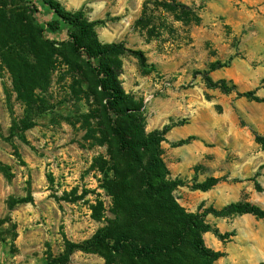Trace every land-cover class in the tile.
Returning <instances> with one entry per match:
<instances>
[{"label": "rangeland", "instance_id": "374dc122", "mask_svg": "<svg viewBox=\"0 0 264 264\" xmlns=\"http://www.w3.org/2000/svg\"><path fill=\"white\" fill-rule=\"evenodd\" d=\"M23 1L36 4L33 19L56 50L46 85L28 104L17 99L11 75L0 62V264H108L98 253L65 251L66 241L89 239L114 218L113 198L106 190L112 173L107 166L101 171L98 161L108 159L106 147L85 136L96 122L85 118L95 107L89 95L94 82L80 71L79 62L69 64L60 49L69 28L50 31L47 22L54 14L37 0ZM58 1L94 22L101 43L123 47L118 80L141 104L146 132L178 122L173 127L192 133L165 148L161 143L169 178L181 181L173 191L175 200L200 215L239 202L264 209L261 145H250L245 152L209 145L211 151L191 166L190 174H175L174 154L175 148L196 139L193 132H246L254 141L255 134L264 135V103L237 95L254 91L264 98V0ZM216 63L226 66L210 70ZM207 77L235 88L226 93L210 86ZM163 120L160 128L152 129ZM27 123L32 126L25 128ZM208 177L221 180L207 193L193 188ZM22 198L29 201L16 202ZM92 206L100 210V219L93 218ZM203 219L220 235L233 233L223 240L212 231L203 233L206 247L223 253L215 264H230L226 246L232 240L236 244V233L264 227L263 219L250 214L207 213ZM111 264L131 263L117 257Z\"/></svg>", "mask_w": 264, "mask_h": 264}, {"label": "trees", "instance_id": "16d2710c", "mask_svg": "<svg viewBox=\"0 0 264 264\" xmlns=\"http://www.w3.org/2000/svg\"><path fill=\"white\" fill-rule=\"evenodd\" d=\"M37 1L54 14L55 18L47 22L50 31L62 25L69 28L68 41L59 42L68 63L79 62L80 71L93 79L94 91L89 95L95 107L85 118L96 122L85 136L106 147L108 159H98L100 170H106L107 166L112 173L106 190L113 198L114 218L89 239L80 243L66 241V253L74 250L98 253L108 264L114 263L117 257L131 264H215L223 253L206 247L203 233L212 231L222 240L233 233L218 234L203 216L250 214L264 220V209L250 202H239L219 210L209 209L202 215L187 212L173 196L181 181L169 178L162 159L161 143L178 122L146 132L141 104L125 93L118 80L123 47L101 43L94 30L95 23L82 11H67L58 0ZM19 2L18 5L15 0H0V62L11 75L17 99L28 104L36 98V90L46 85L56 49L54 42L44 38L43 27L33 19V14L38 12L36 4L29 1L28 6L23 0ZM177 6L185 8L182 4ZM192 16L193 20L198 19L194 13ZM137 53L144 61L143 54ZM223 66L226 65L212 64L210 70ZM206 81L226 93L235 88L228 87L224 80L212 83L207 77ZM237 95L264 103V98L254 91ZM31 126L27 123L25 128ZM255 141L264 147V135L255 134ZM220 180L208 177L195 183L193 188L208 191ZM251 180L260 191L257 181ZM27 201L22 198L16 202ZM91 210L93 218L100 219V210L96 206Z\"/></svg>", "mask_w": 264, "mask_h": 264}, {"label": "crops", "instance_id": "0c3cea01", "mask_svg": "<svg viewBox=\"0 0 264 264\" xmlns=\"http://www.w3.org/2000/svg\"><path fill=\"white\" fill-rule=\"evenodd\" d=\"M259 0H246L247 4L258 2ZM166 120L152 127L160 128ZM189 131L173 127L165 135L166 140L162 142L165 148L169 142L187 138ZM196 139L191 142L175 148L174 154L178 156V162L175 165V174H190L191 166L201 160L203 154L210 152L209 145H220L228 148L235 147L242 152L247 151L250 145L259 149L260 144L254 141L251 133L237 132L235 135H214L206 131L193 132ZM174 149V148H173ZM173 175V174H172ZM204 193H207L204 192ZM248 215V214H245ZM234 241H229L226 246V255L230 264H259L264 262V227L259 229L244 228L240 233L233 236Z\"/></svg>", "mask_w": 264, "mask_h": 264}]
</instances>
